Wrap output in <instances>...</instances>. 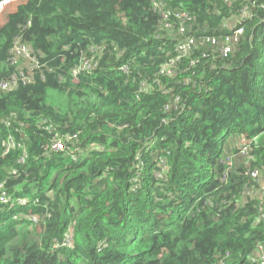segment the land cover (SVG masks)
Segmentation results:
<instances>
[{
  "label": "trees",
  "instance_id": "1",
  "mask_svg": "<svg viewBox=\"0 0 264 264\" xmlns=\"http://www.w3.org/2000/svg\"><path fill=\"white\" fill-rule=\"evenodd\" d=\"M16 1L0 264H261L264 0Z\"/></svg>",
  "mask_w": 264,
  "mask_h": 264
},
{
  "label": "rangeland",
  "instance_id": "2",
  "mask_svg": "<svg viewBox=\"0 0 264 264\" xmlns=\"http://www.w3.org/2000/svg\"><path fill=\"white\" fill-rule=\"evenodd\" d=\"M18 1L19 0H17L16 2H18ZM16 2H14V3H16ZM9 6L10 5H1L0 6V24L4 21L5 14L8 11ZM13 53H14L15 60L17 62H22V65H21L22 68H27V67L31 68L30 65L32 64V60H31L30 55L28 54V51L25 48L17 46L14 49ZM240 145H241V143L239 144V146Z\"/></svg>",
  "mask_w": 264,
  "mask_h": 264
},
{
  "label": "built area",
  "instance_id": "3",
  "mask_svg": "<svg viewBox=\"0 0 264 264\" xmlns=\"http://www.w3.org/2000/svg\"><path fill=\"white\" fill-rule=\"evenodd\" d=\"M239 33H240V32H239ZM192 42H193V39H190V41H189L188 44L178 47V50H179V51H182V52H185V51L190 47V45H191ZM17 46H20V45H16V47H17ZM16 47H15V48H16ZM20 47H21V46H20ZM15 48H14V49H15ZM23 48H25V47H23ZM25 49H26V48H25ZM12 83H14V82L12 81ZM1 201H2V202H6V200H5L4 198H2ZM260 261H261V264H264V251H262V256H261V258H260Z\"/></svg>",
  "mask_w": 264,
  "mask_h": 264
}]
</instances>
